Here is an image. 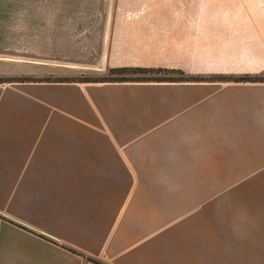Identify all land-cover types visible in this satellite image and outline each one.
Segmentation results:
<instances>
[{
	"label": "crops",
	"instance_id": "obj_1",
	"mask_svg": "<svg viewBox=\"0 0 264 264\" xmlns=\"http://www.w3.org/2000/svg\"><path fill=\"white\" fill-rule=\"evenodd\" d=\"M120 4L108 68L184 78L0 86V264H264V0Z\"/></svg>",
	"mask_w": 264,
	"mask_h": 264
},
{
	"label": "rangeland",
	"instance_id": "obj_2",
	"mask_svg": "<svg viewBox=\"0 0 264 264\" xmlns=\"http://www.w3.org/2000/svg\"><path fill=\"white\" fill-rule=\"evenodd\" d=\"M123 1L0 0V86L183 79L178 71L109 72L122 69L106 65L110 25L118 14L147 11Z\"/></svg>",
	"mask_w": 264,
	"mask_h": 264
},
{
	"label": "trees",
	"instance_id": "obj_3",
	"mask_svg": "<svg viewBox=\"0 0 264 264\" xmlns=\"http://www.w3.org/2000/svg\"><path fill=\"white\" fill-rule=\"evenodd\" d=\"M125 70H133V71H142V72H156V73H161V72H168L165 70H160V69H130V68H122V69H110L109 72L111 73H118V72H122ZM262 77H254V78H240V81H244V80H252V81H259L262 80Z\"/></svg>",
	"mask_w": 264,
	"mask_h": 264
}]
</instances>
